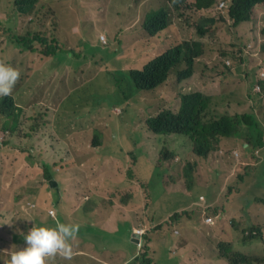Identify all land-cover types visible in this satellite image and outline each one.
<instances>
[{
  "label": "rangeland",
  "instance_id": "374dc122",
  "mask_svg": "<svg viewBox=\"0 0 264 264\" xmlns=\"http://www.w3.org/2000/svg\"><path fill=\"white\" fill-rule=\"evenodd\" d=\"M48 1L50 0H44L37 16L33 19L18 17V13L8 4L0 3V12H2L0 62L20 71V79L13 91L16 92L15 102L24 111L14 133L2 131V123H0V132L5 133L4 146L0 147V264H9L11 253L25 247L23 245L26 244L24 236L27 227L32 225L41 227V224H45L48 221L46 218L48 210L57 215L58 209L56 211L49 209L51 206L46 202L54 205L62 201L63 207H67L66 214L62 213L63 223L82 225L86 205L92 199L87 202L86 199L81 198L84 201L83 206L75 211L76 195L67 192L66 196L62 197L59 188L51 187L43 196L46 202L42 201L38 192L44 184L42 180L44 175L40 170L31 167L33 161H42L45 164L50 163L49 166L47 165V169L50 170L54 162H59L52 173L55 183L61 187L58 182L59 173L62 172L63 164L69 159L76 160L75 154L78 155L80 178L86 175L89 180L98 178L104 182L107 176L104 163L106 157L111 158L108 161L109 165L115 161L114 170L117 175L126 177L125 167L131 158L141 160L144 156H148L155 162L157 149H175L179 152L177 159L182 161L172 164L174 173L161 167L155 171L137 170L135 182L126 179L120 182L122 189H131L134 192L133 198L136 199L135 208L138 215L153 218L163 225V229L172 232L173 228L170 229L163 223L175 212H189L192 213L193 221L201 220L202 211L196 204L199 197L204 196L207 205L219 201L227 208L242 205L245 210H249L252 205L255 206L258 209L254 214L256 221L261 228H264V160L260 167L252 154V149L245 150L239 147L241 154L238 158H234L232 153L238 149L241 142L235 140L236 138L227 139L206 159L203 169L209 175L208 180L204 181L202 178L203 181L190 186L191 175L187 176L183 171L176 172L185 161L195 163L197 157L192 153L190 157L186 156V152L191 151L190 145L184 142L177 145L168 138H164L162 142L160 137L140 129L144 116L159 111L164 106L177 112L181 93L199 92L210 96L212 101L207 107L209 106L210 111L219 115L242 113L243 111L236 106L245 104L252 97H257L256 94H251L254 83L252 79L257 70L264 72V53L257 49L260 44L257 40L256 26L250 23L253 27L246 24L232 27L230 20L223 18L226 17L225 9L219 10L217 6L218 2L226 0H216L211 13L198 9L196 0H178L166 6L173 25L184 27L185 34L190 33L191 29L196 30L195 25L213 14L219 19L216 18V22L206 26V29H213L214 33L218 30L224 37L215 42L212 50L205 48L203 57L207 58V61L196 64L193 78L184 82V85L179 87L178 93L169 94L172 92L171 86H175L174 75L169 77L162 89L160 88L161 91L160 89L149 91V96L152 97L149 113L144 93L134 90L133 83L121 73V70L141 67L142 64L131 62V60H141V55L137 59L133 52V35L141 31L140 21H144L147 12L161 8L163 5L157 6V4L163 0H146L141 3L138 20L132 18L129 23L134 30L128 31L125 35L121 34L124 29L122 12L131 13L135 1L138 0H80L85 3L84 5L74 0L61 2L51 0L46 4ZM53 6H55L54 12L51 10ZM88 10L93 12L88 13ZM57 20L62 21V24L60 22L58 24L60 31ZM15 21H19L15 29L17 33H9L8 30ZM28 33H38L49 40L59 36L58 45L62 52L43 58L38 51L30 53L22 45L17 46L15 41L21 36L27 37ZM101 37L105 42L100 39ZM189 38L190 35H187L186 39ZM120 39L122 45L114 44ZM203 41L208 43L209 36L204 37ZM166 47L162 44L159 48L155 47L153 52H145L142 61L156 56ZM117 61H121L122 65ZM126 61L128 62L125 64ZM200 73L203 78L198 76ZM118 83L121 85V90L117 88ZM203 86L205 89L202 88ZM23 88L28 91L26 95L21 93ZM62 88L64 90L68 88L70 95L65 97V92H61ZM123 94L127 97V101L123 99ZM249 95L250 97L247 98ZM161 96L163 98H160ZM260 98L263 106L264 95H260ZM60 103L63 109L72 112L68 116V123L72 124H64L55 114L54 111ZM93 121L99 123L96 129L102 131L106 137L104 142L100 141L103 144L100 149L99 146H92L93 133L80 127L90 126ZM58 127L62 130H57ZM78 132L80 134H77ZM81 132H85L86 136ZM63 135L64 137L61 138ZM177 137L186 139L190 143L185 136ZM73 143L78 147H73ZM87 151L91 152L86 153ZM246 152L250 162L245 164L242 155ZM129 154L132 156H128ZM142 168L144 167L140 166V169ZM254 168L256 170H252ZM244 174L245 177L240 182L238 177ZM188 187L191 188V192L185 190ZM82 189L83 187H80L77 193ZM107 198L104 206L111 202L112 197ZM114 198L122 204L117 197ZM225 210L229 214V210ZM18 211H23L29 217V224L26 227L20 225L24 218L18 215ZM37 211L40 216L35 221ZM55 223L49 222L45 227H54ZM191 223L192 221L187 220L186 225ZM138 230L143 229H135L134 236H137ZM123 231L124 226L121 224L120 234L117 237ZM247 231L250 232V229ZM255 231L256 235L252 237L261 239V233L258 234L256 229ZM186 234L187 232H182V235L176 239L171 234L170 239L176 240V247L180 248L183 247ZM13 240L17 245L21 244L18 250ZM239 240H243L241 235ZM252 242L259 244V241L253 239ZM199 245L203 246L201 243ZM151 247L155 250L156 261H151L150 264H166L165 254L168 255L170 250L168 252V249L162 248L158 243ZM233 247L243 253L246 245L243 241H239ZM253 251L254 254L256 253L253 257L263 258L264 243L263 248L260 247L257 251L253 248ZM178 252L179 250L175 249L169 254L172 264H202L200 254L194 258L181 259ZM75 258L74 256L73 259ZM114 260L117 261L116 257Z\"/></svg>",
  "mask_w": 264,
  "mask_h": 264
},
{
  "label": "trees",
  "instance_id": "16d2710c",
  "mask_svg": "<svg viewBox=\"0 0 264 264\" xmlns=\"http://www.w3.org/2000/svg\"><path fill=\"white\" fill-rule=\"evenodd\" d=\"M50 1H48L46 4H49ZM74 1H78V3H81L83 5L85 4L80 2V0ZM144 1L145 0L135 1L131 13H129L128 11V13L126 11L122 12V19L124 23L123 33L121 32L122 35H125L130 30H134V27H131L132 24L129 23L132 18L133 20L136 18L140 4ZM177 1L178 0H167V3L166 1H162L157 4V6L163 5L161 8L157 9L156 11L147 12L142 23V29L149 37H157L159 34L165 31V35H168L167 32L175 28L173 22L169 18V11L166 6L173 4V2L176 3ZM196 1V6L198 9L209 10L210 13L213 11V7L216 4V0ZM0 3L8 4V6H10L18 13V17L33 19L37 16V12L44 3V0H0ZM259 6L260 9L258 10L257 7ZM54 9L55 6L51 8L53 12ZM224 9L226 12V17L223 18L229 19L232 27H237L242 24L253 27V25H251L250 23H253L256 26L258 35L257 40L260 44L257 46V49L261 52L263 51L264 53V47H262V45L264 44V38L260 36H264V0H226L223 10ZM261 13H263L262 16ZM0 16H2V12H0ZM211 16L212 18L206 17L205 19H202L199 24L195 25V33L199 36V38H204L205 36L209 35V46L212 50L215 42L218 39H222L224 36L222 35V32H219L218 30H216L214 33L213 29L208 30L204 28L208 25L214 24L216 20L219 19V17H215L213 14ZM18 22L19 21H16L11 24V28L8 30L9 33H17L15 29ZM125 29H127V31H125ZM118 36H116V40H118ZM148 38H146L147 41ZM120 40L118 42H115L114 44H118L119 46L122 45V39ZM58 43L59 36H54V39L49 40L48 38L38 33H28L27 37L21 36L15 41V44L17 46L22 45L23 48L29 50L30 53H35L38 51V54L43 58H49L59 52H62V49L60 45H58ZM35 44H38L39 46L37 47V45ZM133 52L135 53L137 59L141 55V60H131V62L140 63L142 64L141 67L137 69H123L121 70V73L124 74L128 79H130V81L133 83L134 90H137L139 93H144L145 104L149 110V108L152 107V97L150 98L149 91H153L155 89L159 90L160 88L162 89L165 85V82L171 75H174V79L178 84H180L184 80L191 79V76H194L196 69L195 64L197 60L202 58L205 54V44L199 41L174 38L170 47L165 48L163 51L158 53L155 58L151 59L148 62H146L145 60L142 61L145 58V52L140 50H134ZM128 61H126L125 64ZM117 62H119V65H122L120 63L121 61ZM260 73V70H257L252 79L254 83L253 87H251V94L254 93L257 95V97H252V99H249L248 102H245V104H241L240 106L238 104L236 106L243 111L242 113H235L232 115L230 113L219 115L210 111L209 106L207 107V105L211 104L212 101V98L210 96L204 95L199 92L181 93L179 97V111L177 110V113L173 112L171 109L165 106L161 110L155 111L154 113H150L149 110L150 115L143 117L140 129L145 133L149 132L153 134V136L160 137L162 139V142L164 138H168L170 141H172L176 138H179L177 136H185L189 139L190 143L187 142L186 139H179H181V142L188 143L191 148V153L195 157L200 159H208L209 156L215 151V149L219 148L229 138H236L241 142L246 143L248 149H252L253 151L264 150V99L262 106V99L260 98V95H264V76L259 75ZM198 76L200 78H203L202 73L198 74ZM255 85L260 87V91H254ZM117 88L121 90V85L119 83L117 85ZM14 93L16 94V92H13L10 96H0V123H2L1 129L4 132L14 133L16 130V125L19 124V118L24 113L22 107L17 102H15L16 97ZM250 95L247 98H249ZM160 98L163 97L161 96ZM123 99L125 101L128 100L124 94ZM62 107V103H60L59 108L56 111L58 119L64 124H72L68 123V116L72 112L66 108L63 109ZM98 125V122L93 121L90 126H80L84 130H88L93 133V147L103 145L101 142H104L106 140L105 134L102 131H97L96 128L98 127ZM57 130L62 129L58 127ZM63 137L64 135L61 136V138ZM1 146H4L3 140L0 141V147ZM159 150L160 149H157L155 151V162H153L148 156H144L141 160L131 158L128 161V165L125 167L127 180L129 182H135V174L137 170L150 169L155 171L158 167H161L167 168L174 173L175 169H173L172 164L177 161H182L177 159V153L179 152L175 149L170 148H164L160 151ZM128 156H132V154H129ZM107 158L110 157H106L105 160ZM57 163L59 162H54L50 166V170L47 169V164L42 161H33L31 164L32 168L40 170L44 175L42 177L44 183L43 185L45 186L44 194H47L51 187H55L56 189H58L52 173L53 170H56V167L58 166ZM63 165L64 167H62V170H65L66 172L69 163L66 162ZM140 166L144 168L140 169ZM252 170L256 169L254 168ZM182 171L187 176L191 175V177H189L190 186H194L197 184V181L192 178L194 174V165L192 163L185 161V163L176 170V172L181 173ZM249 171L251 170H248V172ZM114 177L115 173L113 172V170L108 169L107 176L105 177L104 182L102 181L107 187L106 192L107 194H111L117 197L132 214L137 210V208H135L136 199L133 198L134 192L131 189H122L121 184L117 183L113 179ZM244 177L245 174L244 176L239 175V181H243ZM187 190L188 192H191L190 187H188ZM85 199L87 200V198ZM19 212L20 211H18V215L21 218H24V220L20 222V225L26 227L29 224V217L26 216L25 213L24 215H20ZM39 216L40 213L36 212L35 221ZM210 216L211 214H208L203 218V225L206 226L207 229L210 227H214L219 223L218 220H215V225L213 226L206 223L205 219ZM186 219L192 221L191 224L193 225L190 227V229H186ZM184 220H186V222ZM199 222H201V220L193 221L192 213L182 211L173 213L170 217V220L165 221L163 224L169 226L170 228L172 226H175L179 230H181V232H187L189 233V235L192 231L191 235L198 237V241L210 247L212 245V240L210 239V237H200L194 228V224ZM47 223H49V221H46L45 224H41V227H45ZM33 226L37 225L27 227L26 235ZM253 227L258 228H255L258 234L261 233V229L258 226H251V228H247L243 227V224L241 222L236 221L232 225V227H230L231 230L235 232L234 234L236 237H238V239L239 235L243 237V240L239 241H243L246 247L245 251L241 253L240 251H233L232 244L219 243L217 247L218 259L221 260L223 264H264V257H253L255 256V254L252 248V239L255 241L260 239V237H252V232L255 231ZM247 229H250V232H248ZM175 234H177L176 236H179L180 233L177 230V233ZM13 242L17 245L16 241L13 240ZM193 243L198 244L197 241H194ZM194 249L199 250V245H196ZM183 253L191 255V253H189L188 251H184ZM178 254H181V252H178ZM60 259L62 258L57 256L54 260H50L49 264ZM136 262H138V264L151 263L150 259L147 258L146 248H144V252L141 253L140 257L136 259V261H134L132 264H135Z\"/></svg>",
  "mask_w": 264,
  "mask_h": 264
},
{
  "label": "crops",
  "instance_id": "0c3cea01",
  "mask_svg": "<svg viewBox=\"0 0 264 264\" xmlns=\"http://www.w3.org/2000/svg\"><path fill=\"white\" fill-rule=\"evenodd\" d=\"M163 1H166L167 3V0ZM257 9L259 10L260 6L257 7ZM90 12L93 11L88 10V13ZM140 12L141 4L138 9V13L135 20H138ZM202 12L207 13L209 12V10H203ZM262 15L263 13H261V16ZM209 17L212 18V16ZM142 23L143 22L140 21L141 31L136 33L133 38L134 50H140L143 52H153L155 47L159 48L162 44H165L167 47H170L174 38L187 40V35H190L189 40L199 41L202 43L204 42L203 38H198L196 36L194 29H191L190 33L185 34L184 27H175L174 29H171L167 32L168 35H165L163 32L157 37H149L146 32L142 29ZM58 30L60 31L59 26ZM208 36L209 35L205 37ZM146 38H148V41L146 40ZM204 44L206 49L210 48L209 42ZM152 58L148 59L146 62H148ZM202 61H207V58L202 57L198 59L196 64L201 63ZM184 82L180 84L175 82L174 84L176 85L171 86L172 92H169V94L176 92L178 93L179 87L183 86ZM202 88L205 89L204 86ZM63 91L66 94L65 97L70 95V90L68 88L66 90L62 88L61 92ZM27 92L28 91L24 88L21 90V93H23L24 95H26ZM177 106L179 107V102ZM58 108L59 106L57 107V109ZM57 109L54 111L55 114H57ZM172 111L176 112L174 109ZM77 134H80V132H78ZM81 134L86 136L85 132H81ZM172 142H175L177 145H180L181 139L176 138L175 140H172ZM73 147L76 148L78 146L74 145L73 143ZM102 147L103 145H100L99 149ZM239 147L243 148V144H239L238 150ZM88 152L91 151H87L86 153ZM260 154L261 157L257 158V163L261 167L262 162L264 160V150H261ZM75 156L76 160H74L73 158L69 159V166L67 168V171L65 172V170H62V173L59 174L58 182L60 183L61 187L58 186V188L61 191V196H66L67 192L76 195L74 199L75 211L82 208L83 206L82 203H84V201H82L81 198H87V202L91 199L92 200L89 202V204L86 205L87 207L84 213V222L80 227V233L77 239L73 242V248L75 252L74 256L76 258L71 261L60 259L57 261H53L50 264H132L134 261H136V259L140 257L143 248H146V255H148L147 258H149L150 261L155 262V250L151 247L155 243L160 244L164 249H168V252L170 250L168 255L165 254L167 264H172L168 256L175 249H178L179 252H181V254H178L180 255L181 259H186L188 257L194 258L198 254H200L202 264H223L222 261L218 259V244L225 243L235 245L239 242V239L235 236V232L227 226L226 221L223 220L220 221L216 226L207 229L206 226L203 225L204 216L208 214H211V216L224 215V217H226L227 219H233L236 222H241L243 224V227L251 228V226H259L254 216L255 211L258 210L255 206L252 205L251 209L249 210H245L246 208L242 205H235L230 208H227L219 201H214L207 205L205 197L200 196L196 206L202 211V217L201 222L194 224V228L200 237L209 236L212 240V245L210 247L204 245L202 242L198 241V237L191 235V231L190 235L189 233L186 234V240L183 241V247L181 246L180 248H177L176 240L172 241L170 239V236L172 234L174 239L180 237L182 235L181 230H179L178 228H174L175 226H172L171 228H169H173V231L169 232L166 229H163V225L157 222L155 219L138 215L137 210L131 214L129 209L124 204H120L117 202L116 198H114V195L107 194V187L101 180H99L98 178H93L92 180H89L86 175H83V178H80L79 173H81V171L78 167V155L75 154ZM186 156L190 157L191 151H187ZM242 156H244L242 158V161L245 162V164L247 162H250V157L248 156L247 152ZM110 160L111 158H107L106 160H104V163L106 164V170L112 169L115 173V177L113 179L117 183L121 184L120 182L125 179L127 180V178L119 177L117 175L116 171L114 170L115 161L112 162L111 165H109L108 161ZM95 161H97V159H95ZM205 163L206 159L195 158V163H193L194 174L192 178H194L197 182L203 181L202 178H204V181H207L209 178V175L203 169ZM49 164L50 163H48L47 165L49 166ZM80 187H83V189L80 193H77ZM44 188V185L41 186L38 192V195L41 197L42 201H45L43 198L45 192ZM236 190H238L239 192H243L240 189ZM108 196L112 197L111 202L107 206H104L103 204L108 200ZM46 203L51 206L49 207V209H53L55 211L58 209L57 215H62V213L65 214L67 211V207H63L64 205H62V201L54 204L59 206L60 208L51 205L48 202ZM225 209L229 210V214H227ZM49 211L50 210L46 211V218L50 223L56 222L57 217H51L49 215ZM19 214L24 215V212L20 211ZM121 224L124 226V231L120 236L117 237V235L120 234ZM192 225L193 224L186 225V229H190ZM137 228L143 229L145 231V235L140 238V240L142 241V247H138L139 240L135 238L137 236H134L133 233V231ZM177 230L180 233L179 236H176L177 234L174 233ZM261 233L262 236L259 240V244H253L252 242V248H254L256 251L260 247L263 248L264 228H261ZM194 241H197L198 244L193 243ZM199 243H201L203 246L200 247ZM196 245H199V250L194 249ZM16 246V250H18L21 244L19 243ZM232 250L235 252L239 251L234 247H232ZM184 251H188L189 253H191V255L183 253ZM192 255L194 256L192 257ZM115 257L117 261L114 260ZM135 264H138V262H136Z\"/></svg>",
  "mask_w": 264,
  "mask_h": 264
},
{
  "label": "clouds",
  "instance_id": "9594fccd",
  "mask_svg": "<svg viewBox=\"0 0 264 264\" xmlns=\"http://www.w3.org/2000/svg\"><path fill=\"white\" fill-rule=\"evenodd\" d=\"M61 1L63 0H60L58 2H61ZM27 19H30V18H27ZM59 22L62 23L61 20H57V27L59 26L58 25ZM204 28L206 29V27ZM196 36L199 38L198 35ZM102 41L105 42V40L103 39ZM20 75L21 74L18 69L5 64L4 62H0V96H10L13 92H15L13 91V89L15 85L17 84V82L19 81ZM184 81H188V80H184ZM2 134H4L3 136L4 138L5 133H2ZM240 144H243V149L249 150L246 143L242 142ZM260 152H261L260 150L253 151L252 154L254 155L255 159L261 157ZM240 154L241 152L238 149L234 150L232 153L234 158H238ZM51 217H57L55 226L54 227L33 226L28 231L27 235L24 236L26 247H24L22 250H19V251H13L11 253L9 264H49V261L54 260L57 256H59L60 258L64 260H68V261H71L73 259L75 255L74 248H73V242L77 239L80 233L81 226L77 223H67V224L63 223L64 214L60 216L53 215ZM210 217L212 218L216 217V220H218L219 222L222 220L226 221V224L228 227H232V225L234 224L233 219H227L226 217H224V215H215V216H210ZM175 232L177 233V231ZM252 235L255 236L256 231H253ZM261 236H262V233H261ZM135 238L139 240L138 237H135ZM259 240L260 239H258L257 241ZM143 250L144 248L142 249L141 253L143 252Z\"/></svg>",
  "mask_w": 264,
  "mask_h": 264
},
{
  "label": "built area",
  "instance_id": "2783aa9c",
  "mask_svg": "<svg viewBox=\"0 0 264 264\" xmlns=\"http://www.w3.org/2000/svg\"><path fill=\"white\" fill-rule=\"evenodd\" d=\"M224 7H225V2H224V1L219 2L218 9L221 10V9H223ZM259 75L264 76V72H261ZM254 91H255V92L260 91V87L255 85V86H254ZM3 136H4V134L0 133V141H2ZM256 153H257V152H256ZM49 214H50L51 216L54 215L52 211H50ZM215 220H216V217H215V218L209 217V218H206V219H205V222L208 223V224H210L211 226H213V225H215ZM175 233H176V232H175ZM144 235H145V231H144V230H138V231H137V237L139 238V244H138V247H141V246H142V242H141L140 238H142Z\"/></svg>",
  "mask_w": 264,
  "mask_h": 264
},
{
  "label": "bare ground",
  "instance_id": "6f19581e",
  "mask_svg": "<svg viewBox=\"0 0 264 264\" xmlns=\"http://www.w3.org/2000/svg\"><path fill=\"white\" fill-rule=\"evenodd\" d=\"M101 39V38H100ZM102 40V39H101Z\"/></svg>",
  "mask_w": 264,
  "mask_h": 264
}]
</instances>
